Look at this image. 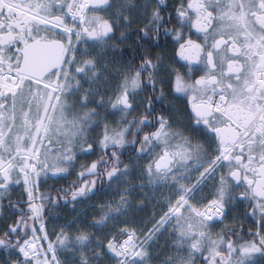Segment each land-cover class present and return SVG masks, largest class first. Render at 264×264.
I'll return each mask as SVG.
<instances>
[{
  "label": "snow or ice",
  "instance_id": "1",
  "mask_svg": "<svg viewBox=\"0 0 264 264\" xmlns=\"http://www.w3.org/2000/svg\"><path fill=\"white\" fill-rule=\"evenodd\" d=\"M0 264H264V0H0Z\"/></svg>",
  "mask_w": 264,
  "mask_h": 264
},
{
  "label": "flooded vegetation",
  "instance_id": "2",
  "mask_svg": "<svg viewBox=\"0 0 264 264\" xmlns=\"http://www.w3.org/2000/svg\"><path fill=\"white\" fill-rule=\"evenodd\" d=\"M114 118L118 119L119 117H114ZM74 178H75V174L72 177H69V179L66 181V183L67 184L70 183L71 180L74 179ZM61 182H63V181H61ZM48 183L51 185V184H54L55 182L50 180ZM55 186L56 187H61L62 185L60 186V185L55 183ZM243 227H244L245 230H247L249 227H251V223L250 222H245Z\"/></svg>",
  "mask_w": 264,
  "mask_h": 264
},
{
  "label": "trees",
  "instance_id": "3",
  "mask_svg": "<svg viewBox=\"0 0 264 264\" xmlns=\"http://www.w3.org/2000/svg\"><path fill=\"white\" fill-rule=\"evenodd\" d=\"M56 184H58V185H62V186H64V185H66L67 183H66V181H63V182H59V183H56ZM63 215H64V213H61V216L63 217Z\"/></svg>",
  "mask_w": 264,
  "mask_h": 264
}]
</instances>
